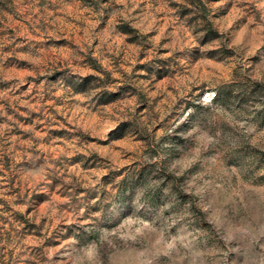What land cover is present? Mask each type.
<instances>
[{"label": "rangeland", "instance_id": "374dc122", "mask_svg": "<svg viewBox=\"0 0 264 264\" xmlns=\"http://www.w3.org/2000/svg\"><path fill=\"white\" fill-rule=\"evenodd\" d=\"M0 264H264V0H0Z\"/></svg>", "mask_w": 264, "mask_h": 264}]
</instances>
